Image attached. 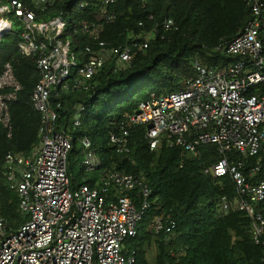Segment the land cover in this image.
I'll return each instance as SVG.
<instances>
[{
    "label": "built area",
    "instance_id": "2783aa9c",
    "mask_svg": "<svg viewBox=\"0 0 264 264\" xmlns=\"http://www.w3.org/2000/svg\"><path fill=\"white\" fill-rule=\"evenodd\" d=\"M117 2L0 0V40L17 33L19 51L37 58L40 77L31 98L41 115L40 141L32 152H8L5 158L4 175L28 217L12 230L0 215V264L136 263V250L127 247V240L137 235L140 221L152 207V187L142 174L114 171L95 185L83 183L73 189L67 172L72 138L56 130L61 104L56 107L51 100L53 94L90 90L91 79L108 60L114 62L115 71L126 68L136 49H147L151 39L160 35L156 26L131 32L127 43L108 47L103 35L107 22L116 19L110 8ZM245 2L251 19L234 39L218 47L235 58L212 66L196 63V77L186 80L178 91L141 102L129 122L146 125L152 149L166 141L199 156L202 146L217 147L221 156L204 171L214 179L229 175L235 185L233 196H221L220 212H246L253 240L264 247V0ZM92 6L97 7L99 18L80 19L73 31L93 45L75 51L72 37L65 35L72 25V19L70 25L66 21V12ZM173 25L172 19H166L162 27L166 31ZM22 89L13 65L7 62L0 71V130L8 137L13 135L11 104ZM83 109L78 105L73 115L75 126L81 123ZM123 129L112 134L111 140L118 151L129 153V130ZM81 142L84 169L100 170L102 158L90 139L83 137ZM165 219L156 216L150 229H174L176 224H166Z\"/></svg>",
    "mask_w": 264,
    "mask_h": 264
},
{
    "label": "trees",
    "instance_id": "16d2710c",
    "mask_svg": "<svg viewBox=\"0 0 264 264\" xmlns=\"http://www.w3.org/2000/svg\"><path fill=\"white\" fill-rule=\"evenodd\" d=\"M94 6L70 11L72 25L65 35L72 37L75 51L93 45L89 38L74 34L73 27L80 19L99 18ZM110 10L116 19L105 26L103 39L108 47L127 43L131 32L142 33L156 26L160 35L151 39L147 49H136L126 68L115 71L114 62L108 60L91 79L90 90L52 95L55 106L61 104L56 130L72 138L67 162L72 188L83 183L95 185L114 171L144 176L154 192L146 215L149 222L164 216L166 224L174 222L176 226L159 232L149 227L138 229L137 235L127 240V247L136 250L135 264H264V247L253 240L250 216L239 210L220 212L221 196H233L235 185L229 175L214 179L204 171L221 156L217 147L202 146L199 156L166 141L152 149L146 125L129 122L141 102L178 91L186 80L196 77V63L212 66L233 60L235 57L218 47L241 32L252 17L251 9L245 0H118ZM166 19H172L174 25L164 31ZM261 37L264 41V14ZM19 40L17 33L0 40V71L10 62L23 85L11 104L12 137L0 130V215L12 230L28 215L20 208L18 192L8 185L5 158L8 152L30 154L40 141L41 126V115L31 98L40 77L37 58L23 55ZM78 105L84 109L80 125L75 126L73 115ZM123 127L129 130V153L118 151L111 140ZM83 137L90 139L102 158V167L93 176H88L81 160L85 155ZM153 242L156 260L152 263L148 251Z\"/></svg>",
    "mask_w": 264,
    "mask_h": 264
},
{
    "label": "rangeland",
    "instance_id": "374dc122",
    "mask_svg": "<svg viewBox=\"0 0 264 264\" xmlns=\"http://www.w3.org/2000/svg\"><path fill=\"white\" fill-rule=\"evenodd\" d=\"M66 21H67V23L69 25L71 24V17H70L69 12H66ZM81 156H82L81 160H83L84 157H85V155L84 156L81 155ZM93 173H95V172H88V176H93ZM151 222H149V215L146 216L144 220L140 221V223H139V229H141V231H143L144 229H148V227L150 228ZM148 259L152 263L155 262V260H156V250H155V244H154V242H153L151 248L148 251Z\"/></svg>",
    "mask_w": 264,
    "mask_h": 264
},
{
    "label": "bare ground",
    "instance_id": "6f19581e",
    "mask_svg": "<svg viewBox=\"0 0 264 264\" xmlns=\"http://www.w3.org/2000/svg\"><path fill=\"white\" fill-rule=\"evenodd\" d=\"M74 21V20H73Z\"/></svg>",
    "mask_w": 264,
    "mask_h": 264
}]
</instances>
